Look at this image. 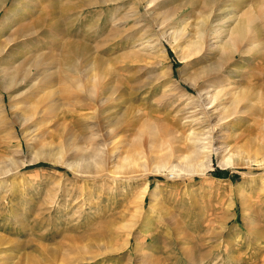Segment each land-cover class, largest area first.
Wrapping results in <instances>:
<instances>
[{
  "label": "rangeland",
  "instance_id": "1",
  "mask_svg": "<svg viewBox=\"0 0 264 264\" xmlns=\"http://www.w3.org/2000/svg\"><path fill=\"white\" fill-rule=\"evenodd\" d=\"M21 1L44 64L33 89H0V264H264V1ZM244 14L256 18L248 49L228 52ZM222 20L212 49L209 24ZM106 85L115 91L100 104ZM205 88L220 91L225 118L219 154L197 171L181 157L191 126L179 108ZM27 90L53 92L56 108L14 135L2 120ZM104 141L94 166L85 155Z\"/></svg>",
  "mask_w": 264,
  "mask_h": 264
},
{
  "label": "bare ground",
  "instance_id": "2",
  "mask_svg": "<svg viewBox=\"0 0 264 264\" xmlns=\"http://www.w3.org/2000/svg\"><path fill=\"white\" fill-rule=\"evenodd\" d=\"M6 1L7 0H5V2ZM210 1H212V0H210ZM262 1H264V0H262ZM3 2L4 1H2V3ZM5 2H4V4H5ZM9 2H10V4L8 6L7 5L4 6V4H3V6H4V16L0 20V32L4 33L2 41L0 43V57H1V62H2V65L0 67V89L5 91L6 93H8L9 96H11V94L9 93L10 89H15V88L17 89L18 87H21V86H24V85L25 86L27 85V86L30 87V89H33V86L35 87L33 79L37 78V75L40 74V71H43L41 69H42L44 63L40 62L34 56H31L30 48H32L31 47L32 43H30L31 42L30 40L33 38L32 36H33V34L35 32V28H34V25H32V23H30L29 20H27L29 18V12L32 13L30 7H27L29 5V4L27 5V3H29V2L24 3V1H21V0H11ZM209 3H211V2H209ZM34 7L31 6V8H34ZM1 9L2 8L0 7V10ZM250 14H252V13H250ZM250 14H244L242 17H240L238 19L236 24L234 26H232V28H230V30H228L227 38H226V41H225V45L226 46L228 45V47H229V48H226V50L228 49V52H229V49H231V52L232 51L234 52L235 50L237 51V49H239V48L241 49V51L243 50V52H245L248 49L247 43H244V42H245L246 39H249L252 36V34H253L252 33L253 32L252 26H253V24L255 22V19H256V18L254 19V17L252 18ZM39 20L37 21V23H39ZM213 21L211 22V24H209V27H208L209 28L208 34H210V35L212 34L213 38H215V39H213V41L210 40V44L209 45L212 47V49L220 47L219 46V42L220 41L218 40V38L220 36H222V35H220V33H222L221 31H223V25L226 22V20H224V21L222 20V21H220L218 23H213ZM205 27H206V25H205ZM35 34H37V33H35ZM206 34L207 33L204 31V29H202V32H199V36L200 37L202 35L204 36ZM251 40H252V38H251ZM216 41L217 42L219 41L218 42V46L219 47H217L216 44L214 45V43H216ZM208 43H207V45H208ZM72 45H73V43H72ZM141 45L142 46L138 47L137 50H139V49H142V51H144L143 49H145L147 51L151 50L150 49L151 46L149 45V43L148 44H143V42H142ZM77 46H75V47H77ZM210 46H208V48ZM195 47H196V49L198 48V43L197 42L195 43ZM81 48L83 49L84 47H81ZM222 49L223 48H221L220 50H222ZM224 50H225V48H224ZM223 51H221V53H223ZM76 54H77V52H76ZM229 54L230 53H228V55ZM212 55H213V53H212ZM80 56H82V55L80 54ZM215 56L216 55H214V57ZM230 56H231V54H230ZM179 58H180V60H184V57H179ZM232 58H234V54L232 55ZM222 59H223V57L222 58L220 57L213 64V67H216L217 71H220L221 68H222V64L225 63L224 61H222ZM227 59H229V57ZM212 62H211V64H212ZM83 69H85V68L83 67ZM213 72H214V69H213ZM87 73L88 72L86 70V74ZM99 73L101 74V72H99ZM83 75L85 77V74H83ZM88 76H90V75H88ZM228 76L232 78L234 75L232 73L231 75H228ZM99 77H101V76H99ZM87 78L88 77L86 76V78L81 79V83L83 84L84 81H89ZM94 81H95V79H94ZM94 81H93V84H94ZM174 82H175V80L172 81V83H174ZM81 83H79V84H81ZM166 83H171V82H166ZM212 83H215V81H213ZM212 83L211 84L209 83L208 86L213 88L215 86V84H212ZM106 84H108V83H106ZM98 86H99V84H98ZM177 86H179V85H177ZM190 86L192 88L197 89L195 84H193V83H191ZM37 87H38V85H37ZM96 87H97V85H96ZM114 87L113 86L110 87L109 85L108 86L106 85V86L103 87L104 89H101L100 92H102L101 94H103V95H101L102 96L101 99H104V100L100 101V104L106 103L107 100L109 98H111V95L115 91V89H113ZM40 89L41 88H39V90ZM184 89L186 90V88H184ZM207 89L206 90L203 89L204 91L200 90V92H199V89H198V93H199L198 94V100L189 101L188 102L189 103L188 106H185V107L183 106L184 108H179L181 110L180 112H182V114H183V115L182 114L181 115L183 117H185V118H183L186 121L185 123H187L188 125L191 126V130L187 133V135L185 137L188 140V146L186 144L187 148H186V150L184 152H182V156L181 157L184 159V162L190 168L198 169L197 171H199V170L201 171L202 169L204 170V168H206V166L208 164H210L209 161H210V159H211L213 154H219V152H220L219 151L220 150L219 147L218 146L214 147V142H216L215 132L217 131L216 128L217 127L219 128L221 126V124L223 123L222 122L224 120L223 118H225V116H223V114H222L223 113L222 109L225 108L224 107L225 105L221 106L223 101H222V103L219 102V104H217V102H216L217 99H218L217 97H218V94L220 93V91H219V93H218V91L217 92L214 91L216 93L210 94L209 91L211 89L210 90H207ZM35 90H38V88H35ZM35 90H32L31 92H30V90L29 91L27 90V92L25 93L26 97L30 96L29 93H31V95H33V97H34V98L32 97L34 99L31 102L32 104L27 106L26 110L23 109V107H26V106H22V102H21L22 101L21 99H23V100L25 99L26 100V97H23L24 95L21 96L22 93L20 94L21 97L19 99L20 102H18L19 103L18 105L16 104L17 102H15L14 104L11 103L10 108H13V107L15 108L16 107V110L13 112L12 117L9 118V119H13L12 121H10V124H8V122L5 121V117H3L4 115L2 114V117H3L2 124L7 125L11 130H13L12 133L14 135L17 132V127H19L23 131L24 134L30 135L32 132H34L36 130L38 125L43 121V118L45 116L43 114L45 112H47V113L48 112H52L51 109H55L56 108L55 107V100L52 98L53 92L52 93H48V91H47V93L45 92L46 94L43 96V94L42 95H38L35 92ZM214 90H215V88H214ZM42 92L44 93V90ZM235 92H237V91H235ZM235 92L233 90V92H231V93L229 92L230 94L229 93H227V94H229V95L232 94L231 96H233V94H235ZM34 94H35V96H34ZM224 97H226V96H224ZM32 98H31V100H32ZM230 100L233 101V98H231ZM102 108H103L102 109L103 112L107 108V110H109L108 113L112 109L111 106H110V109L108 107H103V106H102ZM117 109H116V111H117ZM2 111L5 112L6 110L5 111L2 110ZM116 113H123V112H122V110H119ZM111 118H113V117H111ZM95 127L96 126H94V125H89L87 127V129H94ZM216 135H217V133H216ZM89 139L93 140V141L95 140V138H89ZM106 144H105V141H104V143H100V142L96 143L95 142L94 145H96L97 147H95V148L93 147L92 148L93 149V151H92L93 153H91V154L88 153V155H85V152H86V149H85L84 155L87 156V158L91 157V159L93 160L94 166H98L97 163H99L100 160L102 159V154L101 153H103L105 151V149H104L105 147H102L101 145L105 146ZM199 156H200V158L203 157V160H201V161L198 160ZM1 163H3V162H0V170L2 169V164ZM66 166L70 170H73L71 164H66ZM125 244H124V246H125Z\"/></svg>",
  "mask_w": 264,
  "mask_h": 264
}]
</instances>
